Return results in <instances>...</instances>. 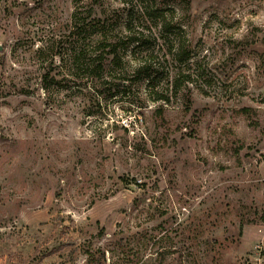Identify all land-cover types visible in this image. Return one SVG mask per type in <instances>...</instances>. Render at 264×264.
<instances>
[{"label":"rangeland","instance_id":"374dc122","mask_svg":"<svg viewBox=\"0 0 264 264\" xmlns=\"http://www.w3.org/2000/svg\"><path fill=\"white\" fill-rule=\"evenodd\" d=\"M173 1L176 93L135 4L0 0V264H264V0Z\"/></svg>","mask_w":264,"mask_h":264},{"label":"trees","instance_id":"16d2710c","mask_svg":"<svg viewBox=\"0 0 264 264\" xmlns=\"http://www.w3.org/2000/svg\"><path fill=\"white\" fill-rule=\"evenodd\" d=\"M123 7H128L135 4L136 15L140 21L150 23L151 27L162 39L163 45L166 47L167 54L171 60L177 65V72L174 77H172V82L170 88L173 89V93H176L180 88V84L188 80V77L184 75L181 66L185 65L189 60V51L185 45V41L182 38V23L179 19H176V5L173 0H119ZM176 2V1H175ZM170 3V5H168ZM92 14V13H91ZM144 25H142L143 27ZM147 28V27H146ZM149 28V26H148ZM128 30L129 27L127 28ZM135 45L136 48L145 47V41L143 39V34L140 32V36L130 38L124 46ZM110 48L109 54L114 56V61L116 59V49L112 45H108ZM82 55V54H81ZM80 55L76 56L79 59ZM97 68H100L98 65ZM134 78L138 81H146V86L148 89L154 92L156 97H154V102H164L168 101V98L155 91L156 82L161 78L158 70L152 67V64L148 62L145 58L137 61ZM46 82V78H45ZM168 86V85H167Z\"/></svg>","mask_w":264,"mask_h":264}]
</instances>
